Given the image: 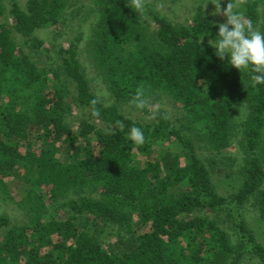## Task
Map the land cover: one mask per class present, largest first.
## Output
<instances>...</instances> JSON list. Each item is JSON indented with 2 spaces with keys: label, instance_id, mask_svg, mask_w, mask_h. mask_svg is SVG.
<instances>
[{
  "label": "trees",
  "instance_id": "trees-1",
  "mask_svg": "<svg viewBox=\"0 0 264 264\" xmlns=\"http://www.w3.org/2000/svg\"><path fill=\"white\" fill-rule=\"evenodd\" d=\"M94 2L90 57L107 91L116 102L130 101L143 86L148 106L171 103L179 125L161 109L156 123H143L100 100L101 117L94 118L89 102L97 98L77 60L81 38L55 52L61 73L49 77L0 23V191L10 194L8 181L15 183V204L26 213L20 223L0 215V264H241L246 256L264 264V247L242 216L255 211L264 231V85L251 87L247 75L214 55L208 41L218 27L200 7L182 26L148 9L151 29L129 0ZM243 3L264 31V0ZM7 4L13 31L38 51L45 48L33 32L65 24L70 0ZM3 7L0 0V18ZM68 100L88 112L76 132L65 124ZM132 125L143 128V146L127 139ZM232 143L240 156L235 165L223 153ZM204 148L207 155H198ZM43 199H68L70 212L41 221ZM231 204L241 215L234 225L229 214L218 217ZM102 227L113 231L112 241H99Z\"/></svg>",
  "mask_w": 264,
  "mask_h": 264
},
{
  "label": "rangeland",
  "instance_id": "rangeland-1",
  "mask_svg": "<svg viewBox=\"0 0 264 264\" xmlns=\"http://www.w3.org/2000/svg\"><path fill=\"white\" fill-rule=\"evenodd\" d=\"M4 2V14L0 18V23H5L12 32V36L15 38L16 46L22 53L27 55L28 59L40 70L51 71L48 76L53 77V72L61 73L60 61L55 57V52L60 48L65 49L76 37H80L81 40L77 43V60L79 61L83 73L85 74L91 93L100 100L103 105L109 106L115 104L121 114L125 115L131 120H137L139 122H149L151 124L156 123V113L157 109H161L164 112V115L174 120L176 119V125H179L177 120L178 111L173 107L171 103L163 101L162 103L155 106H147V112L143 110L135 109L129 101L116 102L111 94L107 91V86L103 82L99 72L92 65L91 60V45L90 41L93 36V29L98 19V10L96 8L94 0H70V5L66 10V22L65 24H55L50 27H42L33 32V36L40 40L46 49H40L36 51L35 49L29 47L27 44H24L21 36L13 31L12 17L10 14V7L7 4V0H2ZM18 4L25 8L27 0H17ZM214 0H148V5L150 10L156 12L160 16L166 18V20L173 25H187L190 24L193 15L195 14L198 7L201 8L203 16L213 22L214 24L220 25L226 22V17L222 15L223 10L226 8L228 0H222L221 2V14L211 15L215 11V6L211 3ZM206 3V4H205ZM205 4V7H204ZM204 7V9H203ZM79 9V13L76 15L75 12ZM263 8L259 6L258 12L262 13ZM140 17V16H139ZM141 24L144 27L150 25L152 29L154 27L153 22L150 20L149 15L146 13L144 17H140ZM258 29V28H257ZM68 105H71L68 113H65L64 120L65 124L71 129L72 132H76L79 128V122L81 119H87L88 112L81 110L75 104H72L71 100L67 101ZM67 107V106H66ZM179 117V116H178ZM154 148H162V145H165L164 142L157 144ZM140 147V146H138ZM135 159L140 158L135 150ZM226 156L234 158V165L239 164V153L238 148L235 143L231 144L226 150L223 151ZM206 156V149L198 153V155ZM8 181V179H6ZM215 181V179H214ZM8 189L10 194H6L0 191V215H8L11 218L12 223H20L26 220L25 211L21 210L16 206V202L20 201L21 194L17 192L16 184L8 181ZM15 197V199H12ZM46 205V216L43 217V220L47 219H61L64 220L66 214L70 212L69 207L65 204L68 199H62L55 205L51 202L43 199ZM249 206V204H248ZM227 214L232 216V225L237 223L241 219L240 212L237 211V208L231 204L227 207L225 213H219L218 217L224 218ZM243 219H245L248 227L253 233L255 241L264 247V231L259 221H257V215L255 211L247 210L242 212ZM25 217V218H24ZM228 221L226 218L225 222ZM225 227L228 235L231 238V244L235 245L237 235L233 233L231 225L224 223L223 228ZM101 235L99 241L103 243L112 241L113 231L108 227L101 228ZM5 231H0V242L2 240L3 234ZM236 246V245H235ZM249 245L245 244L244 250H248ZM241 264H260L257 259L247 257L241 262Z\"/></svg>",
  "mask_w": 264,
  "mask_h": 264
},
{
  "label": "clouds",
  "instance_id": "clouds-1",
  "mask_svg": "<svg viewBox=\"0 0 264 264\" xmlns=\"http://www.w3.org/2000/svg\"><path fill=\"white\" fill-rule=\"evenodd\" d=\"M222 0L211 2L215 11L211 15L221 14ZM206 4V3H205ZM204 4V7H205ZM203 7V9H204ZM243 0H228L222 15L226 22L218 25V33L208 41V46L215 49L214 55L227 65L249 77L251 87L264 85V31L258 30L253 20L246 17ZM129 8L136 15L144 17L148 11V0H129ZM207 32L203 36H208ZM200 39L197 40L199 44ZM149 95L143 86L137 87L129 103L137 110H144L149 104ZM91 115L99 119L101 111L96 106L97 99L90 102ZM120 131L125 129L123 121H116ZM127 139L136 146H143L146 136L143 128L132 125L126 133Z\"/></svg>",
  "mask_w": 264,
  "mask_h": 264
}]
</instances>
